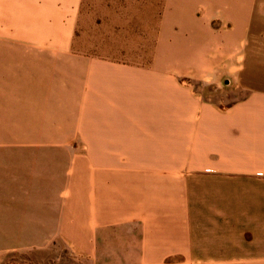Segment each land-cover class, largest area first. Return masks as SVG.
I'll list each match as a JSON object with an SVG mask.
<instances>
[{"label":"crops","instance_id":"obj_1","mask_svg":"<svg viewBox=\"0 0 264 264\" xmlns=\"http://www.w3.org/2000/svg\"><path fill=\"white\" fill-rule=\"evenodd\" d=\"M86 2L0 0V49L49 71L36 104L67 108L51 120L60 155L91 157L40 190L55 198L9 214L1 248L61 243L80 264H264V0H163L142 29L150 54L131 61L78 46ZM141 154L184 160L112 158ZM137 173L156 182L139 191L125 180Z\"/></svg>","mask_w":264,"mask_h":264},{"label":"rangeland","instance_id":"obj_2","mask_svg":"<svg viewBox=\"0 0 264 264\" xmlns=\"http://www.w3.org/2000/svg\"><path fill=\"white\" fill-rule=\"evenodd\" d=\"M162 4L163 0H87L80 17L81 30L84 32L80 34L78 46L96 54H104V50L115 56L123 53L128 57L123 60L127 61H131V57L136 55L143 54L146 57L150 54L154 38L147 35L145 30V33L142 32V29L147 25H158ZM135 31L139 32L138 35H135ZM7 54V51L0 49L1 244L5 238V221L9 216L18 212L20 207L27 209L30 205H37L28 201L55 198L57 193L46 195L40 190L46 185L62 186L65 175L74 162L85 163L91 158L60 155L64 151L62 147H66L63 145L66 140L52 139L53 130L58 125L51 120L66 116L67 108H56L57 112L52 114V108L48 104H36V101L42 100V97L45 99L46 94H50L49 71H40L38 64L29 62L24 70H20L17 60L8 58ZM92 158L99 160L106 157ZM112 158H117L118 164L139 168L172 165L184 160L179 155L167 154ZM131 175H125V180L135 184L139 191H146L149 184L156 182V178L147 176L146 173ZM130 184L120 186L129 187ZM187 185V197L195 201L193 178L187 180ZM25 211V214H31L28 209ZM2 248L0 246V264H80L61 243L43 250L34 246H27L25 249ZM165 263H173V260Z\"/></svg>","mask_w":264,"mask_h":264}]
</instances>
